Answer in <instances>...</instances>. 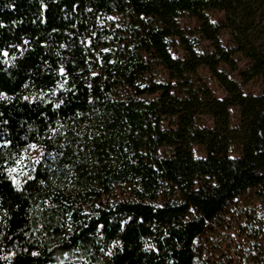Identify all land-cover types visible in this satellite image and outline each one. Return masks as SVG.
<instances>
[{
	"label": "trees",
	"instance_id": "trees-1",
	"mask_svg": "<svg viewBox=\"0 0 264 264\" xmlns=\"http://www.w3.org/2000/svg\"><path fill=\"white\" fill-rule=\"evenodd\" d=\"M235 53L257 93L221 69ZM32 146L55 156L17 184ZM254 187L264 195V0H0V264H198L200 235Z\"/></svg>",
	"mask_w": 264,
	"mask_h": 264
},
{
	"label": "rangeland",
	"instance_id": "rangeland-1",
	"mask_svg": "<svg viewBox=\"0 0 264 264\" xmlns=\"http://www.w3.org/2000/svg\"><path fill=\"white\" fill-rule=\"evenodd\" d=\"M208 15L212 22L221 23L223 20V13L220 11H210ZM181 22L190 29H195L198 26L197 21L189 17H183ZM220 42L223 46L232 47L227 29L221 31ZM208 44L206 41H201L200 48L208 49ZM174 54L176 56L182 55V50L179 49ZM234 59L237 64L235 70L230 69L225 64L220 65L221 69L238 83L244 94L257 93L260 90V81L257 79L243 81L240 76L250 61L240 53H235ZM197 77L210 88L216 97L223 98L226 95L223 87L206 68L199 69ZM230 112L231 124L236 125L238 122L237 108L232 107ZM167 124L168 120H165L164 125ZM197 124L210 126L211 117L208 115L199 116ZM170 150V147L165 146L159 148L158 151L161 155H166ZM193 152L197 157L205 155V150L201 146H194ZM232 154H237L234 147H232ZM54 156V153H47L36 146L30 147L24 153L22 165L16 170L15 182L20 184L27 176L30 168ZM125 196L121 190H118L114 198L124 199ZM160 203L161 201H158V204ZM263 219L264 195L259 188H250L234 198L217 217L215 224L211 225L198 238V244L203 251V259L199 260L198 264H264V237L259 233V225Z\"/></svg>",
	"mask_w": 264,
	"mask_h": 264
}]
</instances>
